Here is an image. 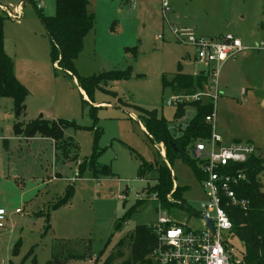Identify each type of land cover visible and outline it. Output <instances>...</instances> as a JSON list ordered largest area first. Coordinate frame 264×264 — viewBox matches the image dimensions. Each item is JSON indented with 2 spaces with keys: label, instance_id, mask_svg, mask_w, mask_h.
<instances>
[{
  "label": "rangeland",
  "instance_id": "rangeland-1",
  "mask_svg": "<svg viewBox=\"0 0 264 264\" xmlns=\"http://www.w3.org/2000/svg\"><path fill=\"white\" fill-rule=\"evenodd\" d=\"M166 1L171 8L167 18L160 0H88L94 25L74 61L76 74L119 71L127 75L101 81L89 99L75 79L51 63L49 40L37 10L52 16L55 0H0L9 15L3 23L4 50L13 61L15 77L28 91L25 114L18 120H35L42 113L51 119L73 120L78 126L63 131L75 149L65 142L62 151L50 138L39 135L22 139L12 131V101L0 99L4 100L0 101V210L4 214L0 264H33V259L47 264L52 257L64 258L67 264H105L109 259L108 264H140L130 260L127 241L119 245L137 225L150 224L161 213L186 228L204 227L198 213L206 195L188 162L175 158L169 166L174 185L185 188L181 199L186 208H160L153 192H147L156 183L165 150L148 139L138 122V109L156 110L171 129L184 128L195 113L191 103L197 101L166 105L178 93L163 87L162 77L170 79L178 71L194 75L204 69L194 65L191 46L172 38L167 21L176 26L187 21L194 30L196 23L209 26L213 17H205L209 0ZM212 26L228 31L226 19L217 13ZM242 41L246 48L221 67L218 96L198 102L212 101L215 131L224 143L249 142L264 157V35L259 32L251 42ZM203 85L215 95L209 79ZM179 106L185 115L174 120ZM96 131L101 152L97 163L108 166L111 175L93 178L85 169L77 178L78 164L93 152ZM188 156L193 159L191 152ZM143 164L151 168L139 175ZM259 178L264 191V170ZM68 190L66 201L54 208ZM222 234L236 257H241L240 241Z\"/></svg>",
  "mask_w": 264,
  "mask_h": 264
},
{
  "label": "trees",
  "instance_id": "trees-1",
  "mask_svg": "<svg viewBox=\"0 0 264 264\" xmlns=\"http://www.w3.org/2000/svg\"><path fill=\"white\" fill-rule=\"evenodd\" d=\"M88 4V0H55V13L52 16H45L38 10L37 15L49 40L52 65L55 69H59L75 79L81 91L89 99H92V94L101 81L119 79L127 77V75L119 71L104 72L87 77L76 74L74 61L82 50L84 37L94 25V17L88 10ZM6 18H9V15L0 5V98H9L12 101V111L15 116L12 126L14 135L25 138L39 135L52 139L54 147L62 151L65 142L67 145H73V149H75L74 143L63 136V131L67 127H78L73 120H48L42 116L28 122L18 120V117L25 114V99L28 91L15 77L13 61L4 50L3 23ZM205 80H207V76L201 72L190 75L178 71L170 79L162 77L163 87H170L174 93L183 94L200 91ZM191 105L195 109L194 115L184 128L178 127L177 129H171L169 122L163 116H158L156 110L138 109V122L144 126L148 139L152 144H162L165 150V162L158 167L156 183L147 189L148 193L155 194L160 208L173 205L186 208L181 199L185 188L174 185L169 168L175 158L188 162L197 179L199 181L201 179L196 170L195 160L189 159L188 155L195 141L206 139L211 134V128L205 122V116L213 112V103L210 100L206 104L197 101L192 102ZM91 112L94 115L93 109ZM184 115L183 106H179L173 113V119L180 120ZM99 133V131L95 133L92 154L77 166V178L81 177L85 169L90 170L93 178L111 175L108 166L97 163V158L101 153L96 146ZM261 155L262 152L259 150L256 154L251 155L244 164L237 165V168L244 169L246 179L235 190L238 196L248 200V210L242 211L238 207H226L232 223L231 236L236 237L242 244L240 255L243 264H264V191L261 189L259 178L264 170V157ZM147 168H151V166L141 165L139 175H142ZM173 186L175 187L173 188ZM68 194L69 190L65 199L61 202L57 201L54 208L64 203ZM168 194L171 196L170 200L167 199ZM126 241L130 250V260L140 264H152L150 255L156 244L152 222L147 225H137L132 233L120 240L119 245L122 246ZM18 245L19 241L13 245V254L17 253ZM32 262L36 264L34 259ZM109 262L110 259L105 264ZM47 264H67V260L52 257Z\"/></svg>",
  "mask_w": 264,
  "mask_h": 264
},
{
  "label": "built area",
  "instance_id": "built-area-1",
  "mask_svg": "<svg viewBox=\"0 0 264 264\" xmlns=\"http://www.w3.org/2000/svg\"><path fill=\"white\" fill-rule=\"evenodd\" d=\"M160 1L163 15L166 17L171 8L166 0ZM167 25L176 42L194 49V65L204 68L196 74L201 72L206 75L215 87L216 93L214 96L208 94V89L204 85L203 90L192 94L172 95L165 104L177 106L184 101H200L203 97L216 98L221 67L246 47L232 34L203 36L190 28L173 25L170 21H167ZM262 46L264 47V41ZM205 122L210 125V136L195 141L190 151L206 195L204 208L198 213L204 227L196 230L186 228L159 213L152 222V231L156 236V244L150 255L152 264H243L241 257H236L234 247L222 233L230 236L232 228L226 207L248 210V200L238 196L235 190L246 179L244 169L237 168V165L244 164L259 150L253 144L239 140L223 143L222 137L215 131L214 111L205 116ZM74 175L77 176V169ZM167 196L169 198L170 194ZM3 219L4 214L0 210V227ZM206 219L211 220L214 230L207 226Z\"/></svg>",
  "mask_w": 264,
  "mask_h": 264
},
{
  "label": "crops",
  "instance_id": "crops-1",
  "mask_svg": "<svg viewBox=\"0 0 264 264\" xmlns=\"http://www.w3.org/2000/svg\"><path fill=\"white\" fill-rule=\"evenodd\" d=\"M207 4L208 5H206L204 11L205 17L210 18L211 16H213L211 17V21H209L210 22V24H208L209 26H206V28H202L198 25L199 23H196V25L195 24L193 25L195 27L193 30L190 28L191 26L187 27L188 25H190V23L184 21L181 22V24H179V27L190 28L196 34L203 36H218L222 34H232L236 38H239L242 44H243L242 40L251 42L252 38L255 35H258L259 32L263 33L264 35V0H209ZM216 13L217 15L224 17L226 19L228 25L227 27L228 31L226 33H222L221 31L214 29V27L212 26L213 21H215ZM243 45L247 46L245 44ZM186 55L188 56L189 53L187 52ZM196 73L194 75H196ZM84 95L86 94L84 93ZM0 99H4V98H0ZM0 101H4V100H0ZM39 110L40 109L36 110L35 114H37ZM40 116H42L43 118L45 117V119L48 120H57L46 117L42 113L40 114ZM139 124L140 126H142L140 122ZM23 138L28 140L31 139L22 136V139ZM32 138H35V136ZM50 140L53 142L52 139ZM231 141H236V140H231Z\"/></svg>",
  "mask_w": 264,
  "mask_h": 264
},
{
  "label": "water",
  "instance_id": "water-1",
  "mask_svg": "<svg viewBox=\"0 0 264 264\" xmlns=\"http://www.w3.org/2000/svg\"><path fill=\"white\" fill-rule=\"evenodd\" d=\"M205 221H206L207 226H208L211 230H214V228H213V226H212V222H211V220L206 219Z\"/></svg>",
  "mask_w": 264,
  "mask_h": 264
}]
</instances>
